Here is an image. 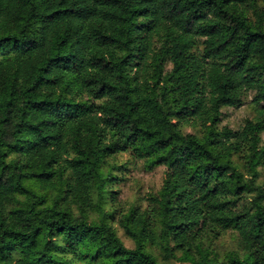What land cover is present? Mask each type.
<instances>
[{
	"label": "trees",
	"instance_id": "trees-1",
	"mask_svg": "<svg viewBox=\"0 0 264 264\" xmlns=\"http://www.w3.org/2000/svg\"><path fill=\"white\" fill-rule=\"evenodd\" d=\"M263 133L264 0H0V264H264Z\"/></svg>",
	"mask_w": 264,
	"mask_h": 264
},
{
	"label": "rangeland",
	"instance_id": "rangeland-1",
	"mask_svg": "<svg viewBox=\"0 0 264 264\" xmlns=\"http://www.w3.org/2000/svg\"><path fill=\"white\" fill-rule=\"evenodd\" d=\"M162 45V40L159 37H154L152 41L151 48L153 51L159 49ZM202 41L198 40L197 46L194 49L197 55H201L202 52ZM151 54L145 58H138L133 62L131 67L132 74L135 78L140 79L144 75H147L151 71ZM172 68V63L166 61V71L169 72ZM255 91H248L244 93L241 104L234 107H223L222 116L220 119V127H229L234 132L240 131L244 125L245 119L252 117L253 104L252 100ZM185 133L193 132L192 129L185 127L183 129ZM264 141V133H263ZM124 159H128L127 155H123ZM234 160L238 161V156H234ZM165 175L164 167H157L154 170H146L140 165L132 169L128 180L121 185L120 191V202L123 207L127 208L132 204H139L141 208L146 207L148 202V197L150 194H156L163 183ZM120 236L124 239L127 246L132 247L133 243L124 236V233L120 230ZM236 245V236L233 232H228L221 239L216 240L213 244L214 248L217 249L221 254L230 249L234 248Z\"/></svg>",
	"mask_w": 264,
	"mask_h": 264
}]
</instances>
